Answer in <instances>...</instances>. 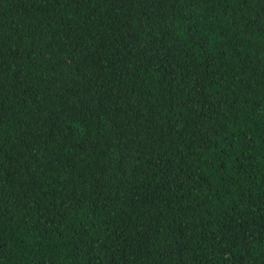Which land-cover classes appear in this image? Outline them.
<instances>
[{
    "label": "trees",
    "instance_id": "trees-1",
    "mask_svg": "<svg viewBox=\"0 0 264 264\" xmlns=\"http://www.w3.org/2000/svg\"><path fill=\"white\" fill-rule=\"evenodd\" d=\"M0 264H264V0H0Z\"/></svg>",
    "mask_w": 264,
    "mask_h": 264
}]
</instances>
